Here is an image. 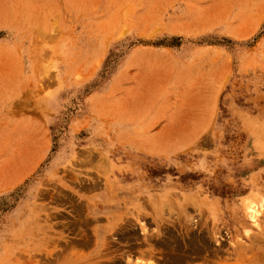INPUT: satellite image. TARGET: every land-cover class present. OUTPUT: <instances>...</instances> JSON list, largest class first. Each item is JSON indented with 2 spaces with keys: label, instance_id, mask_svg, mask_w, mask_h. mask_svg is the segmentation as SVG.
<instances>
[{
  "label": "rangeland",
  "instance_id": "1",
  "mask_svg": "<svg viewBox=\"0 0 264 264\" xmlns=\"http://www.w3.org/2000/svg\"><path fill=\"white\" fill-rule=\"evenodd\" d=\"M0 264H264V0H0Z\"/></svg>",
  "mask_w": 264,
  "mask_h": 264
}]
</instances>
